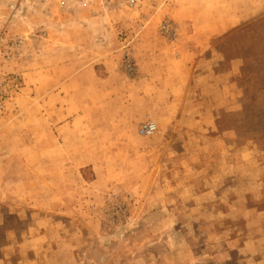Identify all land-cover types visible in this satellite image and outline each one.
<instances>
[{"label": "rangeland", "instance_id": "1", "mask_svg": "<svg viewBox=\"0 0 264 264\" xmlns=\"http://www.w3.org/2000/svg\"><path fill=\"white\" fill-rule=\"evenodd\" d=\"M129 1L0 0V264H264V0Z\"/></svg>", "mask_w": 264, "mask_h": 264}, {"label": "crops", "instance_id": "2", "mask_svg": "<svg viewBox=\"0 0 264 264\" xmlns=\"http://www.w3.org/2000/svg\"><path fill=\"white\" fill-rule=\"evenodd\" d=\"M57 47H59V50L55 51V48ZM61 47L63 46H60L59 44H46L43 62L45 63L44 67L36 70L38 72L31 71L30 74H78V79H84L85 74H122L120 71V64L118 62L119 57L106 56L99 63L94 62L89 64L85 54L83 56L77 57V59H72V57L66 55L65 48ZM39 60L42 62L43 59ZM40 69L43 70L39 71ZM152 71L153 73L151 74H155L156 71V74L161 73L159 72V69ZM108 80L109 79H106L105 81Z\"/></svg>", "mask_w": 264, "mask_h": 264}, {"label": "built area", "instance_id": "3", "mask_svg": "<svg viewBox=\"0 0 264 264\" xmlns=\"http://www.w3.org/2000/svg\"><path fill=\"white\" fill-rule=\"evenodd\" d=\"M129 4L130 6H135L137 4V0H130ZM17 8H18L17 5H11V9L13 10V12H18ZM161 31L165 35L173 36V37L175 36L174 27L170 22H164L162 24ZM124 69L127 72V74H136L137 72L136 65L130 55L126 57V60L124 62ZM157 128L158 127L155 122L153 121L148 122L140 128V134L146 137L152 136L157 131Z\"/></svg>", "mask_w": 264, "mask_h": 264}]
</instances>
